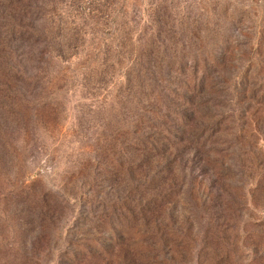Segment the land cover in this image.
Instances as JSON below:
<instances>
[{
    "label": "rangeland",
    "instance_id": "1",
    "mask_svg": "<svg viewBox=\"0 0 264 264\" xmlns=\"http://www.w3.org/2000/svg\"><path fill=\"white\" fill-rule=\"evenodd\" d=\"M156 1L169 16L162 36L173 25L197 77L208 69L199 95L178 83L189 70L165 73L169 92L194 105L166 91L179 127L156 111L111 136L131 118L115 28L152 27L149 0H52L43 25L64 45L18 49L28 78L0 94V264H264V0ZM164 126L177 157L193 154L186 168L146 169L125 139L169 136Z\"/></svg>",
    "mask_w": 264,
    "mask_h": 264
},
{
    "label": "trees",
    "instance_id": "2",
    "mask_svg": "<svg viewBox=\"0 0 264 264\" xmlns=\"http://www.w3.org/2000/svg\"><path fill=\"white\" fill-rule=\"evenodd\" d=\"M39 2L40 0H0V11L2 12L0 14V19L2 20V24H0V61L3 63L0 66L1 95H10L12 92L17 93L18 90L21 91L20 86L17 89L10 82L28 78L26 76L27 72H23L19 65V63H22V59L20 57L21 54L18 53V49L26 47L27 50L24 52L34 53V50L39 45L60 44L62 46L67 39L64 36L65 34H55L57 31L51 33L52 26L47 27L46 24L45 26L43 25V21L47 23L46 20L51 19L53 9L47 10V8L52 4V0H47L44 4H38ZM148 10L153 24L152 27H145L144 25L141 30L136 32L138 21L133 19V24L130 25L132 20L130 19L127 22L128 19H125L127 21L124 20L115 28V37L113 40L114 58L117 63L120 60H127L129 62L119 94L125 102L126 107L131 111V118L126 125L127 127H125L128 128L126 131L119 124H115L112 127L111 136L115 140H118L117 137L121 134L123 135L130 131L132 133V131L138 130L139 125H143L146 115L148 113H155L156 111H171L174 113L176 119L178 117L174 125L179 127V125L183 124L181 115L178 113L179 111L181 113L183 112L177 106H173L174 108L171 107L172 101L165 96L166 91L172 97L182 98V101L187 104L185 106L193 107L194 105L191 104L192 101H189V94H178L175 91L169 92L168 86L165 85L168 81L165 73L177 72L183 77L187 75L186 71L189 70L186 80H180L178 83L181 82L186 92H189L191 95L193 93L199 95L204 91L205 81L207 79L205 76L208 69L204 67L201 72L202 74L197 77L196 73L201 71L198 70V62H196L198 58L194 52L182 53L184 42H180V45L183 46L182 49L176 46L178 40L173 42V38H171L173 35L172 32L174 33V26L166 27L164 36L161 34L162 28H165V25L168 24L166 19L169 16L164 15L156 0H149ZM62 28V30L65 29L64 26ZM146 28L149 30L147 31ZM199 29H202L201 25ZM181 35L184 36L186 34ZM187 38L188 40L190 38L187 41V44L189 42L190 48L193 46V43H191V37ZM187 57L191 61L194 59V62L190 65L185 63L184 59ZM174 64L176 67H174ZM99 75L101 73H98ZM153 121L148 120L147 125L149 127L151 123L156 125L155 123L157 122ZM166 122L173 123L174 121L173 119H168ZM153 127L157 128L158 126ZM164 127L161 128V131L166 132L169 136L160 135L159 137H153L151 134H146L142 138V141L135 140L134 136L130 139L126 136L124 138L126 137V141L131 144L134 155L138 154V152L142 153L140 158H138V162L145 161L146 169H150L152 163L155 166L162 163H170V165L175 167L182 164L180 167L182 169L186 168V165L194 158L193 154H187L188 152H186L183 155L185 158H182L183 156L181 158L177 157V148L174 146L176 136L168 131L169 126ZM173 127L171 126V129ZM152 157H154V161L150 162ZM161 171V168L158 167L151 172L152 174L147 173L145 177L147 178L149 176L147 182H152L153 176ZM163 172L169 174L171 177L178 174L176 169L164 170Z\"/></svg>",
    "mask_w": 264,
    "mask_h": 264
}]
</instances>
